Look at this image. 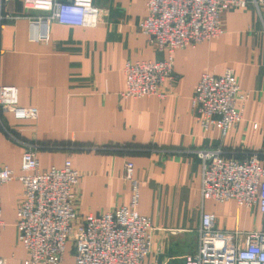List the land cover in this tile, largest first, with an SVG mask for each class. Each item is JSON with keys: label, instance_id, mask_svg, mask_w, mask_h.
Returning a JSON list of instances; mask_svg holds the SVG:
<instances>
[{"label": "crops", "instance_id": "1", "mask_svg": "<svg viewBox=\"0 0 264 264\" xmlns=\"http://www.w3.org/2000/svg\"><path fill=\"white\" fill-rule=\"evenodd\" d=\"M144 1L92 0L98 7L95 25L51 21L45 40L31 38L38 32L31 20L42 11L24 8L21 0L1 7L6 16L0 21V84L15 87L19 105L37 109L34 119L0 110V164L12 170L0 184V256L8 264L25 255L13 221L21 190L19 156L26 147L33 149L39 169L68 158L78 170L73 190L79 217L128 202L123 165L131 161L135 208L153 227L145 262L179 261L193 252L201 212L211 213L217 228L237 229L238 245L246 231L264 232V212L256 205L201 198L200 160L194 154L217 148L225 157L242 159L255 152L264 168V0H238L220 14L217 36L175 48L173 78L160 86L162 94L124 97V61L165 55L137 26ZM225 67L247 96L241 118L221 134L198 125L189 100L201 72L218 74ZM71 263L70 249L59 264Z\"/></svg>", "mask_w": 264, "mask_h": 264}, {"label": "built area", "instance_id": "2", "mask_svg": "<svg viewBox=\"0 0 264 264\" xmlns=\"http://www.w3.org/2000/svg\"><path fill=\"white\" fill-rule=\"evenodd\" d=\"M7 1L0 0V11ZM238 2L145 0V14L137 26L147 41L165 55L155 60H125L120 94H162L160 86L173 78L172 51L217 36L221 32L220 14ZM21 4L42 11L31 20L38 27L31 37L34 40L47 38L51 21L82 27L98 21V7L92 0H21ZM4 15L0 12V21ZM246 96L239 90L232 69L225 67L218 74H199L189 106L202 129L213 126L223 134L241 118ZM0 110L10 111L14 118L34 119L37 113L35 106L17 103L16 89L10 84H0ZM194 154L200 160L201 198H232L264 212V168L255 152L242 159L225 157L217 148H198ZM19 169L21 190L13 225L25 255L17 264H59L67 243L71 245V264H264V232L246 231L243 245H238V230L215 227L213 215L208 212L200 213L193 252L184 253L179 261L145 262L153 227L149 216L135 208L137 181L131 177L129 160L123 165V177L130 181L131 188L128 202L98 215L85 213L81 217L76 213L73 190L79 172L68 158L58 166L39 169L33 149L26 147L19 156ZM11 175L12 170L0 164V184ZM0 264L8 263L0 256Z\"/></svg>", "mask_w": 264, "mask_h": 264}, {"label": "rangeland", "instance_id": "3", "mask_svg": "<svg viewBox=\"0 0 264 264\" xmlns=\"http://www.w3.org/2000/svg\"><path fill=\"white\" fill-rule=\"evenodd\" d=\"M2 228H3L5 231H8V232H10V233L13 232V231H12V226H11V225H7V224H5V226L2 227ZM15 238H16V230H15ZM70 247H71L70 243H67V246H66V248H65V254L68 255V256H70Z\"/></svg>", "mask_w": 264, "mask_h": 264}]
</instances>
